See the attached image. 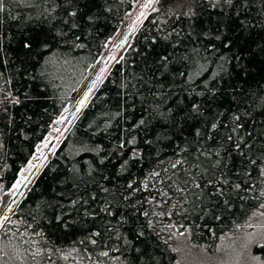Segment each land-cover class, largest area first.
I'll return each instance as SVG.
<instances>
[{"label": "trees", "instance_id": "obj_1", "mask_svg": "<svg viewBox=\"0 0 264 264\" xmlns=\"http://www.w3.org/2000/svg\"><path fill=\"white\" fill-rule=\"evenodd\" d=\"M134 1L6 0L0 13V86L20 103L5 102L7 112H0V192L16 179ZM180 3L183 0H161L155 6L158 11L146 16L124 59L111 66L18 201L10 215L14 223L5 225L6 233L4 228L0 231V256L6 264H176L180 256L172 248L182 244L213 247L264 203L260 176L264 167V3L248 0L245 7L242 0H234V7L212 8L197 0L195 15L178 18L191 6L179 7ZM70 11L77 15L68 16ZM241 21L248 27H242ZM73 22L78 27L72 28ZM169 32L173 34L164 40ZM145 35L158 37L147 56L140 54L146 51ZM27 39H31V50L22 46ZM229 41L231 47L225 48ZM163 55L171 63L158 70L156 61ZM234 56L243 58L246 76L236 71L235 61L229 63ZM214 74H218L215 79ZM205 82L220 89L216 98L211 93L201 98L183 91L185 87L206 91ZM160 83L165 85L163 94ZM126 92L132 93L127 103ZM202 99L209 101L204 105L205 116L224 125L214 140L207 139L203 118L181 119L180 109ZM156 105L162 111L176 110L178 125L152 115ZM236 114L242 115L244 129L233 133L234 139L243 136L252 147L245 149L244 158L233 152L229 160L222 152L229 164L223 178L249 190L232 192L226 187L227 195L221 197L212 195L214 188L209 186L201 193L195 183L221 178L220 170L212 167L220 157L199 156L198 149L220 150L221 144L231 149L233 144L226 137ZM141 118L148 124L132 130ZM196 128L206 133L204 139L195 136ZM246 131L253 133L252 138ZM133 136L142 159L130 161L119 174L131 152V146L123 149L119 144ZM177 159L186 162L173 170L171 164ZM251 159L258 163L251 164ZM153 171L160 175L151 176ZM202 171L206 175L201 179ZM184 180L189 181L187 190L176 191ZM129 182L139 190L128 189ZM169 224L173 228L168 229ZM181 224L188 228L186 235L168 240L170 232L184 230ZM94 232L100 235L92 236ZM37 250L39 255H33Z\"/></svg>", "mask_w": 264, "mask_h": 264}, {"label": "snow or ice", "instance_id": "obj_2", "mask_svg": "<svg viewBox=\"0 0 264 264\" xmlns=\"http://www.w3.org/2000/svg\"><path fill=\"white\" fill-rule=\"evenodd\" d=\"M69 4L71 3V0H68ZM137 3H140V0H136ZM161 2V0H143V3L140 4V8L141 11L139 12L138 16H137V20H140V17H146L145 11L148 8H152L153 12L158 11L157 8L153 7L154 4H159ZM197 0H183V3H180L178 6L179 7H183L184 3H187L189 5H191L188 8V11L183 12V13H179L178 14V18L179 16H192L195 15L194 12V5L196 4ZM201 3H208L211 5L212 8H216L218 5H227L228 7H234V0H200ZM5 3L6 0H0V13H3L5 11ZM262 3H264V0H262ZM242 5L247 7L248 6V0H242ZM53 11H55V9H53ZM174 15H177V13H173ZM68 16L71 17H75L77 15V13L75 11H70L67 13ZM127 15H131V13H127ZM239 15V14H238ZM89 19H91V17H89ZM241 26L242 27H248V24H246L244 21H241ZM136 24V21H133V25L129 26V31L131 32L134 28ZM72 28H76L78 27V25L73 22L71 24ZM159 31L163 32V29H159ZM173 32H175V29H173ZM173 32H169L167 35L163 36L162 38L164 40H168L169 37L173 34ZM77 40L80 39V37H76ZM157 36H151L149 37V35H145L144 36V41H145V45H146V51L143 53H140L144 56L148 55V52L151 51V46L155 43H157ZM216 39H220L219 36L216 37ZM127 41V35L124 37V40H122L120 42V44L116 45L117 48L123 46ZM22 46L24 49L27 50H31L32 49V42L31 39H27L24 40L22 43ZM84 45L82 44H77L76 47H83ZM43 47L45 49H47L48 45L44 44ZM129 47H132L131 45H129ZM225 48H230L231 47V42H227L224 45ZM134 51L139 52V49H133ZM121 60L124 59V57L120 58ZM242 57L240 56H234L231 58V60H229V63H231L232 61H235V66H236V71L238 73H240L241 75L246 76L247 75V67L245 64L242 63ZM2 63V62H0ZM117 63H119V61H117ZM171 61L169 60V57L167 55H163L159 57V60L156 61L157 64V69L159 70L160 68H167L168 64H170ZM106 69L104 67H101L99 72L97 73L95 79L92 81V84L89 86L88 90L84 93L83 98L78 102L80 107H78L76 109L77 112H80L81 107H83L86 103V101L88 100L89 94L93 91V87L95 86V84L97 82L99 83H103V79H104V73H105ZM161 75H163V73H161ZM181 76H184V73H180ZM215 75L218 74H214L213 79H215ZM0 77H2V72H0ZM191 80L188 81V83H190ZM165 88V85L163 83H160V90H161V94H163V89ZM204 88L206 89V91H196V89H189L187 87H185L183 89V91L187 92L189 95H195V96H199L201 98L205 97L208 93H211V98L214 99L217 97V95L220 92V89L215 88V87H209L208 82H205L204 84ZM169 94H171V89H169ZM129 95H132V93H125V103H127V98ZM5 102H10L12 105H17L20 103V100L18 98H13V94L11 91H6L5 88L3 86H0V112H7V107H5ZM181 103H183V101H181ZM209 101L208 100H201L200 102H192L190 107L189 105H185L184 109H180V111L184 112L183 117H181V119H183L184 121L187 120H193V119H197V118H203L205 120V127L207 129V139L209 140H214L215 139V134L218 132V130L223 127L224 125L221 124V122L218 119L215 118H208L205 116V108L204 105L208 104ZM65 111H67V109H65ZM151 114L154 115L155 117H158L161 120L166 121L167 123L173 125V126H177L178 125V113L176 110H174L173 108L169 107L166 110H161L159 105H156L155 107L151 108ZM121 113H117V115H120ZM220 115H223V113H220ZM243 115L248 116L249 114L247 112H245ZM242 115L240 114H236L232 117V120L234 121V124L230 127V134L226 137V139L228 141H231L233 144V147L231 149H226L224 147L223 144H221L220 146V150H215L213 149L212 151H206L204 149V147H200L198 149L199 152V156H204L206 158H211L212 155H215L217 157H220L219 159L215 160L214 164L212 165V167L214 169L220 170V179H216L215 177L208 179L206 184H201V183H195V188L199 189L201 193L204 192L205 187H213L214 188V192L212 193V195H218L221 197H226L227 193L225 192V188H229L231 189L232 192H239V191H248L249 188L248 187H242V185L240 183H235L234 185L226 178H223L226 176L227 174V170L229 168V164L225 163V158L222 155V152H226L227 153V158L229 160H231L232 157V153L236 152L239 154L240 157L244 158L247 156V152L245 151V149H248V151H251V145L248 144L247 139H245L243 136H237L234 139L233 133H239L241 130L244 129V123H242ZM65 118L61 117V119L59 121L56 122H63ZM252 119H254V117H252ZM148 124V121L145 118H141L139 119V121L137 123H135L132 127V130H137L140 129L144 126H146ZM57 131H59L57 129ZM195 136L200 138V139H204L206 133L202 132L200 128H196L195 130ZM245 135L248 138H252L253 133L252 132H245ZM47 139V138H46ZM199 143V141H197ZM146 144L151 145L153 143V141L151 140H145ZM129 146H131V152L130 155L128 157V159H125L123 161V163L120 165V169H119V174H122V172L124 170H126V166L129 164L130 161L133 160H140L142 159V153L140 152L139 149L136 148V137L133 136L131 139H125L124 142H122L121 144H119V148H123V149H128ZM43 147H47V145H43ZM41 146L38 145L37 146V151H40ZM181 151H186V149H181ZM42 155V153H41ZM40 157H34V159H39ZM186 162V160H180L177 159L174 163L171 164V168L173 170H176L178 165H182ZM101 163H104V159H101ZM250 163L253 165H256L258 163V161L256 159H251ZM199 166V164H197V167ZM38 166L36 164H34L31 160L28 162V165H26L25 168L21 169V175L20 177L16 180L15 183H13L11 189H8L4 195H11V196H15L18 193V190L20 188L21 185L27 187L28 182H30L29 180V176L28 175H24L23 173L28 172L31 173L33 169H37ZM175 174V173H174ZM160 173L153 171L151 173V176H159ZM203 175H206V171H202L201 174V179L203 178ZM260 176L262 178V182H264V167L260 168ZM196 175L192 174V180L195 181L196 180ZM105 179H108V177H105ZM189 181L188 180H184L182 182L183 186H178L176 188V191L178 192H184L187 190V186H188ZM134 182H129L127 187L128 189H131L133 191H138L139 189H135L133 187ZM145 187H147L145 185ZM3 186L0 185V189H2ZM104 191H108V189H104ZM19 195H23V193H19ZM164 195H166V193H164ZM261 196L264 197V191L261 192ZM125 200L130 199V196H125L124 197ZM17 201L15 199H13L11 201V203L5 205L3 200L0 199V206L6 207L7 211L5 212L4 215H0V228H4L5 229V233L7 232V229L5 228L6 224H11L14 223V221L11 220V217L8 215V213L12 212V204H16ZM77 201H73V204H76ZM180 202L178 201L177 204H179ZM229 202L227 200V198L224 199V204L227 205ZM133 207H135V205H133ZM175 207V206H174ZM261 209H264V203H261L259 206ZM101 211H107V209H101ZM185 212L187 211V209L184 210ZM109 215H111L112 213L109 212ZM163 214V213H162ZM260 216H264V212H259L258 213ZM85 215L88 216L90 215L87 211L85 212ZM145 216L148 215L147 212L144 213ZM253 215H257V213H253ZM59 219V217H58ZM215 219L219 220L220 217L216 216ZM149 223H151V221H149ZM251 226V225H249ZM29 227H31V225H29ZM168 229L173 228L172 224L167 225ZM179 228H183V231H179L177 232H170L168 240L173 239L174 237H184L186 235V233L188 232V228L185 227L184 225H179ZM35 235H40V233H35ZM92 236H98L100 235V233L98 232H94L91 234ZM142 235V233H141ZM255 234L249 233L248 234V238L245 240V242L243 244H241L240 247V251H237V248L235 246V242H233L232 244H228L225 245L223 243L219 244L216 246L215 248V252L217 253H222L223 257H217V260L219 261V264H248V260L249 257L251 260L253 261H258L259 257L256 256H251L250 252H251V245L254 243L252 237ZM261 237L264 238V232L260 233ZM221 241L224 240V237H220ZM168 240L165 241V243L168 242ZM83 243V241H82ZM91 243L95 244L96 241L95 240H91ZM200 249V253L201 254H205L206 253V249L203 248L202 246H198L196 244H191V245H187L185 244L183 247L181 246H177L172 248L171 250L173 252L179 253L180 254V259L176 262V264H208L209 261L212 260V257H209L207 255H204V258L201 259L199 256H197L196 254L193 253V249L198 248ZM261 247H264V244H261ZM139 251V250H137ZM247 254V255H246ZM33 255H39V250H37L36 253H34ZM101 255L103 256H107L108 253L107 252H103L101 253ZM0 264H6V261H4L3 256H0Z\"/></svg>", "mask_w": 264, "mask_h": 264}, {"label": "rangeland", "instance_id": "obj_3", "mask_svg": "<svg viewBox=\"0 0 264 264\" xmlns=\"http://www.w3.org/2000/svg\"><path fill=\"white\" fill-rule=\"evenodd\" d=\"M143 3V0H140V3H137L136 0L134 1L132 7L125 13L123 20L119 26V28L116 30L115 34L107 40L105 44V48L100 54V56L96 59V61L88 68L84 78L80 82L79 86L72 92L70 95L68 102L66 106L64 107L61 114L54 120V122L51 124L49 131L47 134L43 137V139L38 143V145L41 146L40 151H37V146L35 148L34 153L30 157V159L26 162V164L22 167L25 168L26 165H28V162L31 160L34 164L38 166L37 169H33L31 173L25 172L24 175L29 176L30 182H28L27 187L21 185L17 195L14 197L11 195H4V193L11 189L13 183L16 182V180L21 175V169L19 170L16 179L13 181L11 186L4 192H0V199L3 200L4 204L7 205L11 203L13 199H15L18 203V201L25 195L26 191L28 190L29 186L33 182L34 178L37 176V173L39 170L43 167V165L47 162L53 151L55 150L56 146L60 142V140L64 137L66 132L71 127L72 123L76 119V117L79 115L81 110L85 107L87 102L89 101L90 97L94 93V91L98 88V86L101 84L97 82L95 86L93 87V91L89 94L88 100L86 101L85 105L81 107L80 112H77L76 109L80 107L79 101L83 98L84 93L88 90L89 86L92 84V81L95 79L97 73L99 72L101 67H104L106 69L104 73V78L107 75L108 71L110 70L111 66L118 61L128 46L130 45V42L135 34V32L138 30L139 26L145 19V17H140V20H137V16L139 12L141 11L140 4ZM156 4L153 5L155 7ZM145 11L146 16L152 11V8H148ZM131 13V15H127V13ZM133 21H136V24L133 28V30L129 31V26L133 25ZM127 35V41L126 43L117 48L116 45L120 44L122 40H124V37ZM104 80V79H103ZM67 109V111H65ZM61 117H64L65 119L63 122H56L61 119ZM57 129L59 131H57ZM47 138V139H46ZM47 145V147H43V145ZM42 153V155H41ZM34 157H40L39 159H34ZM19 193H23V195H19ZM16 204H12V209L14 210ZM7 211L6 207L0 206V215H4ZM13 212V211H12ZM12 212L8 213L10 216ZM264 212V209H261L260 207L254 212L257 213V215H252L246 223H244L242 226L234 230L233 232L224 235V240L217 243V245L223 243L225 245L232 244L235 242V246L237 248V251H240V245L245 242V240L248 238V234L252 233L255 234L252 239L254 243L251 245V256L259 257L258 261H253L250 259L248 260V264H264V247H261V244H264V238L261 237L260 233L264 232V216H260L258 213ZM251 225V226H249ZM2 228H0L1 231ZM185 244H182L181 247H183ZM205 248L206 253L201 254L199 247L196 249H193V253L199 256L201 259L204 258V255H207L209 257H212V260L208 262V264H219V261L217 260V257H223L222 253L215 252L216 246ZM247 255V254H246ZM180 256V254H179ZM180 259V257H179ZM44 264H51L49 261Z\"/></svg>", "mask_w": 264, "mask_h": 264}]
</instances>
